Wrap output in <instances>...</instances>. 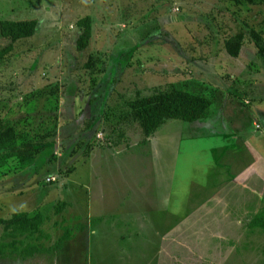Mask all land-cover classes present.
I'll return each instance as SVG.
<instances>
[{
    "label": "rangeland",
    "instance_id": "1",
    "mask_svg": "<svg viewBox=\"0 0 264 264\" xmlns=\"http://www.w3.org/2000/svg\"><path fill=\"white\" fill-rule=\"evenodd\" d=\"M86 16L93 18L92 41L78 52L76 23ZM3 20H35L38 26L0 62V118L29 114L18 129L29 131L34 142L57 128L49 141L52 154L49 147L25 170L16 160L0 168V219L39 215L43 236L39 244L23 240L25 247L40 245L35 255L22 259L8 252L0 264H264V230L252 226L264 218V203L251 190L227 186L222 195L212 193L220 170L214 159L221 156L210 149L221 139L185 136L189 123L167 122L156 136L158 162L149 137L122 119L126 103L139 94L172 86L201 94L211 101V117L195 123L208 124L213 136L250 130L254 139L247 145L262 153L264 165L258 118L264 62L248 35L254 28L264 39V5L0 0ZM239 30L247 35L240 56L232 58L225 41ZM89 54L96 60L90 75L83 70ZM38 93L39 102L23 109L27 96ZM155 162L164 179L175 167L168 209L154 210L161 193ZM51 176L57 181L49 184ZM199 199L206 207L195 211ZM3 233L0 227V240Z\"/></svg>",
    "mask_w": 264,
    "mask_h": 264
},
{
    "label": "trees",
    "instance_id": "2",
    "mask_svg": "<svg viewBox=\"0 0 264 264\" xmlns=\"http://www.w3.org/2000/svg\"><path fill=\"white\" fill-rule=\"evenodd\" d=\"M237 7H258L264 5V0H230ZM38 23L35 20L0 22V62L6 60L15 51V46L22 40L32 38L37 30ZM76 26L80 34L76 42V50L84 52L91 45L93 36V18L86 16L78 20ZM246 27H250L249 25ZM246 31L239 30L225 41L226 53L232 58H238L242 52ZM248 35L255 44L260 58L264 62V39L254 28H250ZM96 68V60L93 55L88 56L83 70L90 75ZM54 94V91H52ZM41 93L27 96L23 109H29L31 101L39 102ZM56 97V101L58 96ZM35 102V103H36ZM58 101L55 103L57 106ZM211 101L201 94H194L176 87L155 90L149 96L137 95L134 100L126 103L128 111L122 119H128L138 124L141 133L148 138L154 135L158 129L169 121H180L183 123H195L205 120ZM28 113V112H27ZM128 116V117H127ZM29 114L15 119L9 117L0 118V168L7 165L11 160H16L20 168L25 170L33 166L37 157L47 149L53 153V145L49 141L56 134L57 125L46 133H40L39 142L30 140L29 131L21 132L18 126L26 122ZM55 146V145H54ZM73 168L67 170L71 172ZM253 227L264 230V218L256 219ZM40 216L25 213H14L9 219H0V227L4 228L0 240V256L4 257L9 252L26 259L38 253L40 245L32 248L24 246L23 240L33 241L39 244L42 239L40 235ZM11 240V242H8Z\"/></svg>",
    "mask_w": 264,
    "mask_h": 264
},
{
    "label": "crops",
    "instance_id": "3",
    "mask_svg": "<svg viewBox=\"0 0 264 264\" xmlns=\"http://www.w3.org/2000/svg\"><path fill=\"white\" fill-rule=\"evenodd\" d=\"M77 31H78L77 33V37H78L80 34V29L78 28ZM227 103H229V101H227ZM210 117H211V114L209 113V116L207 117V119H209ZM258 118H259V121L262 123L261 124L262 128H264V109L261 110L260 113H258ZM207 119L203 121H206ZM169 122H171L172 124L174 123L173 121H169ZM196 123L189 124L192 127L187 128L188 131H183L182 134L185 136L189 134L190 137L203 136L205 138H213V141H214V138L221 139L219 142V145L215 143L216 145H214V147L210 149L211 153L215 151L216 154H220L221 156L220 158L215 157L214 159L215 164L219 163V166L217 167L220 169L217 172L218 183L215 186H213L212 193L215 194L214 197L217 194L222 195L223 194L222 191H226V188L228 186L227 190L232 189V192H234L235 189H239L242 191L243 190L253 191L254 195H251V197L255 198L257 203L263 205L264 203V199H263L264 198V165L260 164L262 161V158H261L262 153L259 154L258 150H255L253 147H249L247 145L248 140L252 141L254 139V136H251L252 132L250 133V130L248 131L247 129L243 130L242 132L238 131L235 133L225 131L224 133H219L221 136H216L217 133L214 134L213 136L210 133V132L213 133V131L208 129L209 126H206L208 124L199 126ZM168 124L166 125V127H168ZM253 127H254V118L252 119L251 128ZM157 135H158V131L152 136V138L150 136L147 139V141L149 143L151 155L152 154L157 155L156 159L159 162L162 159V156H160L161 153L158 152L159 141L156 140ZM207 136H210V137H207ZM259 137H260L261 142L264 143V132H261ZM244 148L247 149V151H243ZM249 149L253 152L254 155L250 152L251 156L246 157L249 154ZM241 154H246V155H241ZM175 159L177 160V157ZM154 164L157 165L155 169V172L157 173L153 178L160 180L158 186H159V189H161V193L158 192L156 194L157 195L156 198L158 199V202H157V205H155L156 203L153 205L155 206L154 210L158 207V205H159V208L164 207V209L165 208L168 209L169 207L168 205L171 203L172 195H173V181H174L173 168L175 169V167L173 168L171 167L170 174H168V172H165V175H164L165 179H164L163 176H159L158 174L159 164H157V162H155ZM229 181H232L231 182L232 184L226 185L227 182ZM239 198L242 199L243 201V197L242 198L239 197ZM213 200L214 198H211L209 201H213ZM204 207H206V204L204 203V201L203 203H201L199 199L198 204L195 207L196 208L195 211H198L199 209L201 210ZM156 226L157 225L152 222V229H154V227ZM154 230H155V233H157L158 230L157 229H154Z\"/></svg>",
    "mask_w": 264,
    "mask_h": 264
},
{
    "label": "built area",
    "instance_id": "4",
    "mask_svg": "<svg viewBox=\"0 0 264 264\" xmlns=\"http://www.w3.org/2000/svg\"><path fill=\"white\" fill-rule=\"evenodd\" d=\"M56 181H57V179L54 176H51V177L46 179V182L49 184L55 183Z\"/></svg>",
    "mask_w": 264,
    "mask_h": 264
}]
</instances>
